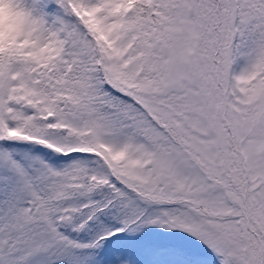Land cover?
<instances>
[{"label":"snow or ice","instance_id":"snow-or-ice-1","mask_svg":"<svg viewBox=\"0 0 264 264\" xmlns=\"http://www.w3.org/2000/svg\"><path fill=\"white\" fill-rule=\"evenodd\" d=\"M0 264H264V0H0Z\"/></svg>","mask_w":264,"mask_h":264}]
</instances>
